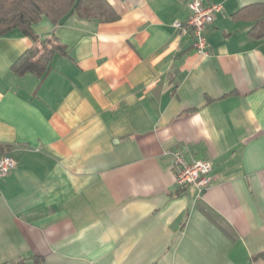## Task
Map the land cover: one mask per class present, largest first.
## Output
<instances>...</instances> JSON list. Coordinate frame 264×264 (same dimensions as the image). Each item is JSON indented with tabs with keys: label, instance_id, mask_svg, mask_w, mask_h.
Instances as JSON below:
<instances>
[{
	"label": "crops",
	"instance_id": "obj_1",
	"mask_svg": "<svg viewBox=\"0 0 264 264\" xmlns=\"http://www.w3.org/2000/svg\"><path fill=\"white\" fill-rule=\"evenodd\" d=\"M105 1L115 21L32 27L67 47L41 77L0 35V264H264V0H205L206 57L171 27L186 0ZM170 152L210 162L201 194Z\"/></svg>",
	"mask_w": 264,
	"mask_h": 264
},
{
	"label": "trees",
	"instance_id": "obj_2",
	"mask_svg": "<svg viewBox=\"0 0 264 264\" xmlns=\"http://www.w3.org/2000/svg\"><path fill=\"white\" fill-rule=\"evenodd\" d=\"M245 10L235 15L245 13ZM72 15L84 21L112 22L117 19V15L105 0H0V35L18 30L33 43L32 47L12 64L11 72L19 77L28 73L41 77L50 68L56 53L66 55L67 47L54 35L40 38L33 32L32 27L42 17L58 26ZM253 20L260 21L249 31V36L256 40L263 39L264 10L254 15ZM260 22H263V25L260 26ZM183 190L177 188L176 194ZM258 258L264 259V253L257 255L253 260ZM13 264H24V260L19 259Z\"/></svg>",
	"mask_w": 264,
	"mask_h": 264
},
{
	"label": "built area",
	"instance_id": "obj_3",
	"mask_svg": "<svg viewBox=\"0 0 264 264\" xmlns=\"http://www.w3.org/2000/svg\"><path fill=\"white\" fill-rule=\"evenodd\" d=\"M188 18L186 22L173 21L171 27L180 35H189L192 38L195 53L206 57L207 39L205 30L213 21L214 15L222 9L220 4H207L205 0H186ZM175 170L174 184L178 189L194 187L201 194L209 185L212 166L207 161L186 162L179 152L168 153ZM15 168V161L11 156L0 157V178L7 176Z\"/></svg>",
	"mask_w": 264,
	"mask_h": 264
}]
</instances>
